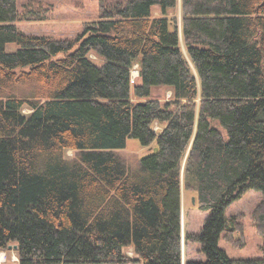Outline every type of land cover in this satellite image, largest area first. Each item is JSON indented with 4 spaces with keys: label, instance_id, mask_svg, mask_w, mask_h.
Masks as SVG:
<instances>
[{
    "label": "trees",
    "instance_id": "obj_1",
    "mask_svg": "<svg viewBox=\"0 0 264 264\" xmlns=\"http://www.w3.org/2000/svg\"><path fill=\"white\" fill-rule=\"evenodd\" d=\"M180 1L199 83L165 16L177 0H99L98 19L63 38L14 24L50 5L0 0V249L16 243L19 264H181L187 149L185 188L209 214L186 234L205 259L184 264H264V0ZM157 86L172 98H152ZM128 138L157 145L132 170L112 151ZM251 188L262 258L233 259L218 246L240 231L225 207Z\"/></svg>",
    "mask_w": 264,
    "mask_h": 264
},
{
    "label": "rangeland",
    "instance_id": "obj_2",
    "mask_svg": "<svg viewBox=\"0 0 264 264\" xmlns=\"http://www.w3.org/2000/svg\"><path fill=\"white\" fill-rule=\"evenodd\" d=\"M19 11H23L26 6L31 4L32 7H46L49 10L41 11L33 18H21L14 22V24L24 33L33 35H46L54 38L74 37L79 34L85 23L96 20L99 17V0H16ZM43 15V16H41ZM152 17L164 16L158 5H153L151 9ZM165 16L171 21V27L176 25L178 28L180 48L188 60L190 68L195 76L196 81L199 83V78L194 69V66L187 55V51L183 42L181 32V1L177 0V5L173 9H169ZM15 44L10 43L7 45L8 50H14ZM96 64L101 65L104 59L90 53ZM138 63H134L131 69V75L135 83L138 80ZM131 79V78H130ZM151 97L159 100L160 102L168 101L172 98V91L166 86H157L151 89ZM133 100L137 97L132 95ZM199 97L195 98V111H198ZM24 112H28V108H23ZM161 124L154 122L153 129L157 132L161 129ZM222 132H225L220 128ZM157 145L154 142L149 146L141 145L138 139L128 138L125 146L122 148L113 149V153L119 158L120 161L126 166L127 169L132 170L139 166V160L142 156L155 151ZM188 149L184 154L180 168V244H181V264L187 260H204L205 256L201 252V244L195 240L186 239L188 233H199L205 219L209 214L208 209H201L197 200L195 191L186 189L184 184V168L185 160L187 157ZM77 154L76 150H64V157L67 159L73 158ZM263 197V193L256 189H247L239 197L234 199L225 207V215L227 218H234L240 227V231H234L231 239H226V233L222 232L218 239V246L223 249L230 258L233 259H247V258H262L260 247L263 244V239L256 227L254 226L252 212L256 204ZM10 243L0 252L6 253V260L8 262L0 264H19L17 248ZM124 252L132 257H136L133 253V247L127 246ZM0 258V260L5 259ZM12 259V261L10 260ZM17 262H15V261ZM33 264H47V263H33ZM94 264V263H84ZM100 264H142L140 261L130 263H100Z\"/></svg>",
    "mask_w": 264,
    "mask_h": 264
},
{
    "label": "crops",
    "instance_id": "obj_3",
    "mask_svg": "<svg viewBox=\"0 0 264 264\" xmlns=\"http://www.w3.org/2000/svg\"><path fill=\"white\" fill-rule=\"evenodd\" d=\"M4 256L6 257V253L5 252H0V258H3ZM5 257H4L5 261L4 260L3 261L0 260L1 263L8 262ZM10 260L12 261V259H10ZM13 261H15V260H13ZM15 262H17V261H15Z\"/></svg>",
    "mask_w": 264,
    "mask_h": 264
},
{
    "label": "water",
    "instance_id": "obj_4",
    "mask_svg": "<svg viewBox=\"0 0 264 264\" xmlns=\"http://www.w3.org/2000/svg\"><path fill=\"white\" fill-rule=\"evenodd\" d=\"M8 247L10 248L11 245H8ZM13 247H14V248H17V244H14Z\"/></svg>",
    "mask_w": 264,
    "mask_h": 264
},
{
    "label": "built area",
    "instance_id": "obj_5",
    "mask_svg": "<svg viewBox=\"0 0 264 264\" xmlns=\"http://www.w3.org/2000/svg\"><path fill=\"white\" fill-rule=\"evenodd\" d=\"M137 75H138V73H137ZM130 81H131V82H133V81H134V78L132 77V75H131V79H130Z\"/></svg>",
    "mask_w": 264,
    "mask_h": 264
}]
</instances>
